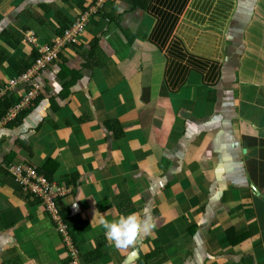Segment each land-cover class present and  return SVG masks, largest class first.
Instances as JSON below:
<instances>
[{
	"label": "crops",
	"instance_id": "crops-1",
	"mask_svg": "<svg viewBox=\"0 0 264 264\" xmlns=\"http://www.w3.org/2000/svg\"><path fill=\"white\" fill-rule=\"evenodd\" d=\"M81 12L0 0V89L38 55L29 32L53 44ZM37 81L38 105L0 120V264L71 263L7 171L20 164L69 189L58 208L77 227L78 264H264V0L107 1ZM95 211L147 212L156 227L117 250Z\"/></svg>",
	"mask_w": 264,
	"mask_h": 264
},
{
	"label": "built area",
	"instance_id": "built-area-1",
	"mask_svg": "<svg viewBox=\"0 0 264 264\" xmlns=\"http://www.w3.org/2000/svg\"><path fill=\"white\" fill-rule=\"evenodd\" d=\"M107 1L94 0L86 11L79 14L73 25L62 36L56 38L53 44L40 45L34 33L29 32L27 34L26 40L28 44L36 47L38 57L17 79L0 89V101H2L5 98H10L14 90L20 85L26 87V92L21 102L12 108L4 119L5 122L14 121L18 115L28 110L32 106V103L39 99L42 88L37 79L40 73L54 64L66 47L75 45L80 41V36L85 32L89 20L104 8ZM7 171L23 193L34 197L43 204L46 213L51 218L57 232L62 238V243L69 253L70 264H78V248L74 244L58 208V201L69 194V189L50 182L45 176L40 175L36 169L29 165L20 164L11 166Z\"/></svg>",
	"mask_w": 264,
	"mask_h": 264
},
{
	"label": "clouds",
	"instance_id": "clouds-1",
	"mask_svg": "<svg viewBox=\"0 0 264 264\" xmlns=\"http://www.w3.org/2000/svg\"><path fill=\"white\" fill-rule=\"evenodd\" d=\"M94 216L106 240L121 251L133 245L141 235H150L156 227L154 219L147 212L143 215L136 212L120 214L112 220H108L99 211H95Z\"/></svg>",
	"mask_w": 264,
	"mask_h": 264
},
{
	"label": "trees",
	"instance_id": "trees-1",
	"mask_svg": "<svg viewBox=\"0 0 264 264\" xmlns=\"http://www.w3.org/2000/svg\"><path fill=\"white\" fill-rule=\"evenodd\" d=\"M65 2H69L71 0H64ZM115 0H108V2H113ZM120 1H123V2H126L127 5H129L131 8L133 9H144L147 5H148V2L149 0H120ZM78 3H79V7L84 11H86L84 8H83V3L82 1H79L78 0ZM222 2H219V5H220V9L219 11H221V9L223 8V13L224 14H227V4H225L224 7H222ZM105 7V6H104ZM104 11V8L101 9L99 11V13L95 16H98L101 14V12ZM72 26V24H67V23H60V27L58 29V33L59 35L58 36H62L70 27ZM98 39H94L92 41V50L91 52L89 53L90 55V58H93L95 56H97V52L100 50L99 48V43H98ZM76 45V44H75ZM38 57V55H36L34 57V60ZM87 67H91L92 65L89 63L88 65L86 64ZM38 100V99H37ZM35 101L34 103H32V106H30V108L26 111H24L23 113H21L20 115L17 116V118L15 120H19V121H22L23 120V117L25 116L26 113H28V111L30 109H32V107H36L38 105V101ZM15 107V103L14 101H12L11 99L9 98H5L4 100L0 101V120L4 119L7 117L8 113L12 110V108ZM12 122V121H11ZM36 169V168H34ZM36 171L39 173V171L36 169ZM40 174V173H39ZM42 175V174H40ZM44 176V175H43ZM50 181V180H49ZM51 182V181H50ZM64 220L67 224V229L69 231V233L71 234V231L74 230V228H77V227H74V225L72 224V221H70L68 218L64 217ZM81 229V228H80ZM76 232H77V235H80L82 232H79L77 229H76ZM72 237V240L74 242V244L78 247L77 245V239L74 235H71Z\"/></svg>",
	"mask_w": 264,
	"mask_h": 264
},
{
	"label": "rangeland",
	"instance_id": "rangeland-1",
	"mask_svg": "<svg viewBox=\"0 0 264 264\" xmlns=\"http://www.w3.org/2000/svg\"><path fill=\"white\" fill-rule=\"evenodd\" d=\"M59 202V201H58Z\"/></svg>",
	"mask_w": 264,
	"mask_h": 264
}]
</instances>
